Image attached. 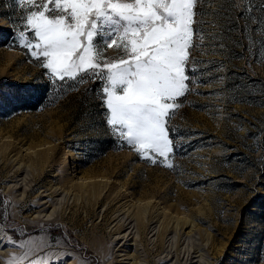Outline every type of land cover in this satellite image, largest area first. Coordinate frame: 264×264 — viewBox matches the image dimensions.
Returning <instances> with one entry per match:
<instances>
[{
	"label": "rangeland",
	"instance_id": "obj_1",
	"mask_svg": "<svg viewBox=\"0 0 264 264\" xmlns=\"http://www.w3.org/2000/svg\"><path fill=\"white\" fill-rule=\"evenodd\" d=\"M226 2L200 0L195 90L153 164L107 126L99 81H53L10 46L22 13L0 0V264H264V0Z\"/></svg>",
	"mask_w": 264,
	"mask_h": 264
},
{
	"label": "snow or ice",
	"instance_id": "obj_2",
	"mask_svg": "<svg viewBox=\"0 0 264 264\" xmlns=\"http://www.w3.org/2000/svg\"><path fill=\"white\" fill-rule=\"evenodd\" d=\"M14 2L22 15L13 21L10 46L28 50L53 81H99L106 124L117 140L153 164L164 163L175 148L168 122L195 90L189 69L194 74L200 63L191 57L200 0ZM47 246L21 243L27 250L18 259L28 261ZM62 257L71 255L49 252L29 264ZM16 260L12 254L7 264Z\"/></svg>",
	"mask_w": 264,
	"mask_h": 264
},
{
	"label": "bare ground",
	"instance_id": "obj_3",
	"mask_svg": "<svg viewBox=\"0 0 264 264\" xmlns=\"http://www.w3.org/2000/svg\"><path fill=\"white\" fill-rule=\"evenodd\" d=\"M64 159L65 160H67V155L66 154H64ZM75 170V169H74ZM17 172V171H16ZM79 172V171H78ZM87 184H85V185H82V184H74V187H85ZM86 188V187H85ZM95 188V187H94ZM51 192H53V191H51ZM144 206H146V205H144ZM136 214H137V216L138 217H141V215H142V208H141V205H139V206H137V209H136ZM192 221V220H191ZM186 222V220H184L183 218H182V223H185ZM128 224V223H127ZM186 224H187V222H186ZM185 224V225H186ZM123 225H125V223H120L117 227L118 228H121ZM192 231V230H191ZM191 261V260H190Z\"/></svg>",
	"mask_w": 264,
	"mask_h": 264
},
{
	"label": "trees",
	"instance_id": "obj_4",
	"mask_svg": "<svg viewBox=\"0 0 264 264\" xmlns=\"http://www.w3.org/2000/svg\"><path fill=\"white\" fill-rule=\"evenodd\" d=\"M226 1L228 2V1H230V0H224V2H226ZM227 2H226V3H227ZM51 85H52V84H51ZM52 86H53V88L56 87L55 84H53Z\"/></svg>",
	"mask_w": 264,
	"mask_h": 264
}]
</instances>
